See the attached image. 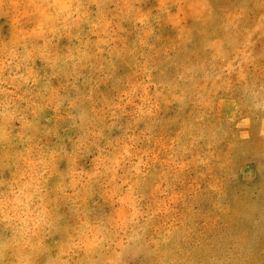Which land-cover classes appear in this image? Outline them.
<instances>
[{"label": "rangeland", "instance_id": "obj_1", "mask_svg": "<svg viewBox=\"0 0 264 264\" xmlns=\"http://www.w3.org/2000/svg\"><path fill=\"white\" fill-rule=\"evenodd\" d=\"M7 2L0 264H264V0Z\"/></svg>", "mask_w": 264, "mask_h": 264}, {"label": "clouds", "instance_id": "obj_2", "mask_svg": "<svg viewBox=\"0 0 264 264\" xmlns=\"http://www.w3.org/2000/svg\"><path fill=\"white\" fill-rule=\"evenodd\" d=\"M95 6L97 8H102L105 6V0H53L51 4L48 5L49 8L56 9V13L49 14L48 19L51 20L53 23L57 22L60 19V16L63 13H68V16L66 19H71V17L75 16L77 17V21L82 20L84 16L90 15V11L88 9L91 6ZM31 6V5H29ZM127 0L125 2L124 7H128ZM0 7H7V8H19V4H13L8 3L7 0H0ZM119 7V5H118ZM75 9V11H73ZM84 9V12H81V10ZM7 50V46H5V51ZM5 60L7 61V57H5ZM7 62H5L3 69H0V74L3 72H7ZM7 82V81H5ZM33 84L38 83L37 80L32 81ZM9 117L7 114L5 115V122L2 127H0V132L3 133L2 136H0V139L7 140L8 138V127H9Z\"/></svg>", "mask_w": 264, "mask_h": 264}]
</instances>
